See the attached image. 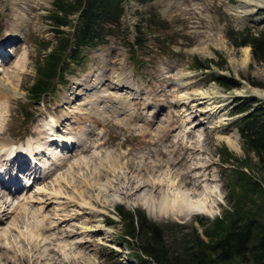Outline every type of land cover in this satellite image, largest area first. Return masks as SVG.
Masks as SVG:
<instances>
[{
	"label": "rangeland",
	"instance_id": "rangeland-1",
	"mask_svg": "<svg viewBox=\"0 0 264 264\" xmlns=\"http://www.w3.org/2000/svg\"><path fill=\"white\" fill-rule=\"evenodd\" d=\"M52 1L0 0V46L3 47L0 54L7 49L12 51L0 57V81L7 89L17 92L15 97L8 95L6 101L0 99V109L9 108L6 116L0 115L4 121L0 141L14 143V149L31 146L37 161L25 153L16 156L23 154L31 158L30 165L41 162L38 170L42 176L50 170L44 179L36 174L32 183L31 177L17 178L25 187L21 188V195H11L0 188V194H7L3 201L10 203L8 211L0 217V264H140L137 249L124 243V226L116 215V207L139 213L159 228L166 247L162 264H188L182 261L186 253L196 246L220 240L233 223L239 222L235 221L238 215L246 213L262 220L264 170L255 154L245 151L233 125L238 115L232 111L242 103L241 98L255 96L264 101V97L251 92L253 88L264 90V63H258L251 47L246 45L250 60L247 66H242L246 47H237L229 31L261 29L264 8L251 15L241 10L242 0L143 3L125 0L120 28L107 37L105 44L83 49L81 63L69 62L65 68L66 84L56 83L52 95L35 101L29 98V88L34 83L39 61H43V56L56 43L48 18ZM152 17L160 23L149 22ZM17 26L21 30L17 40L12 45L6 44L5 40ZM136 26L141 28L143 36L139 46L132 44ZM64 29L71 32L73 28L70 25ZM195 58L208 67L195 68ZM87 76L95 83L81 90L78 83ZM217 76L232 81L234 87L220 85L213 80ZM216 87L217 94L213 93ZM68 99H71L69 106L80 112H76V117L81 127L68 119V125L62 123L66 127L62 130H71L75 143L68 149L57 142V146L54 142L48 146V138L41 140V136L49 137L47 132L53 118L64 117ZM256 105L254 102L253 106ZM117 106L127 109L117 113ZM24 111H28L27 116ZM88 137L93 147L82 153L73 150V146L79 149L78 145ZM198 139L201 150L185 163L167 166L162 163L165 156L156 150L166 146L175 154L172 157L175 160L182 152L183 142L198 146ZM227 139L237 146H230ZM111 155L117 158L115 171L109 168L113 164ZM57 158L62 162L59 165ZM192 163H200L202 168L192 170L191 174H201L198 179L206 178L204 186L219 189L215 213L188 214L178 219L155 216L156 213L149 217L137 198L158 194L159 181L166 172L184 174ZM17 164V161L5 164L8 169L2 175L16 173ZM31 173L20 172V175L32 176ZM127 176L136 177L133 179L139 183L152 180L157 186H146L132 195L135 184L125 188ZM185 187L190 189L192 185ZM114 198L117 199L111 202ZM105 199L109 202H104ZM21 208H26L29 215L21 213ZM40 225L44 227L41 232ZM143 235L146 232L140 233L142 244ZM3 250L10 251L8 261L1 259ZM215 256L213 253L212 258ZM217 264L247 263L234 257L219 260ZM248 264L252 263L248 261Z\"/></svg>",
	"mask_w": 264,
	"mask_h": 264
},
{
	"label": "trees",
	"instance_id": "trees-1",
	"mask_svg": "<svg viewBox=\"0 0 264 264\" xmlns=\"http://www.w3.org/2000/svg\"><path fill=\"white\" fill-rule=\"evenodd\" d=\"M124 1H52L53 9L48 18L56 43L43 56V61H39L34 83L29 88L30 99L38 101L45 93H52L57 86L56 83H65L66 66H69V62L81 63L83 49L107 42V37L115 33V29L118 30L121 26ZM131 1L143 3L147 0ZM72 17L75 22H72ZM149 22L160 23L155 17H152ZM70 25L73 28L72 31H65L64 28ZM136 32L132 44L139 46L143 40L142 30L139 26H136ZM229 36L233 38L237 47L249 45L253 58L258 63H264V26L256 31L247 29L246 32L239 33L231 29ZM193 66L198 69L208 67L196 58ZM213 80L226 88L234 87L232 81L220 76L213 77ZM241 99L242 103L237 104L232 111V114L238 115L233 120V125L239 132L245 151L253 152L264 170V101L254 97ZM254 102L257 103L255 107L253 106ZM24 112L27 116L28 111ZM115 211L124 226L122 235L124 243L130 245L131 248H136L142 255L138 256L140 254L137 253V261L140 264H152V262L162 264L166 247L162 244L159 228L148 223L149 220L139 213L125 211L123 207H116ZM235 221L239 222L233 223L220 240L211 245L196 246L194 250L185 254L186 258L182 261H187L188 264H217L219 260L227 261L238 257L247 264L248 261L252 264H264V217L260 220L245 213L238 215V220ZM144 232H146V235H143L145 243L142 244L139 242L141 240L139 236ZM133 241H138V243H134L137 246L132 243ZM213 253L217 255L215 258H212ZM178 260L181 263V260Z\"/></svg>",
	"mask_w": 264,
	"mask_h": 264
},
{
	"label": "bare ground",
	"instance_id": "bare-ground-1",
	"mask_svg": "<svg viewBox=\"0 0 264 264\" xmlns=\"http://www.w3.org/2000/svg\"><path fill=\"white\" fill-rule=\"evenodd\" d=\"M242 1H243V4H241L240 7L242 8L241 10L245 14H251L252 15V14L255 13L256 10L261 9V8H264V0H242ZM20 33H21V30L17 26V28L14 30V32L5 40L6 44L12 45L13 42H15L17 40V37L20 35ZM1 48H3V47L0 46V50H1ZM5 53L8 55V54L12 53V51H11V49H7V51ZM243 56H244V58L242 60V66H245L249 62V60H250L249 47H246V48L243 49ZM2 58H4L3 55H2ZM21 67H20V70H21ZM15 74H14V76H15ZM88 76H87L86 79H84V80H82V81H80L78 83V86L81 87V90L88 89L89 86L94 85L95 82L91 83V81L88 80ZM97 80H99V77L97 78ZM117 80H118V78H117ZM7 82H8V79H7ZM213 89H214L213 90V93H215V94L219 93V88L216 87V88H213ZM251 92L254 93L255 95L259 96V97L260 96L261 97H264V90L263 89L253 88L251 90ZM8 95H9V97H11V95H13L12 97H15L14 95H17V92L13 88L11 90L10 89H7V86L5 84H3V82L0 81V99H3L4 98L3 100L6 101V99L8 98ZM70 101H71V99H68V100L65 101V103L67 105L65 104L66 105V108L64 107L66 109V112H65L66 114H64V117H61L60 119L53 118L52 121L50 122L49 128H48V132H47L49 134V137L48 136H41V140H43V138H46V139L48 138L47 141H50L51 142V143L48 142L49 143L48 146L52 145V142H54V143L57 142L58 144H60L61 146H63L64 149H68L70 147V145H73V143H75L74 142V138H72V136H71V134H72L71 133V130H69V129L62 130L63 128H66V127L62 126V123L65 124V125H68L67 124V120L68 119H71V122L72 123H75L77 126H80V122H79L80 119H78L76 117V112H78V111L72 109V106H69L70 103H71ZM8 109H7V107H5L4 110L3 109L2 110L0 109V115L2 114L3 117H4V115L6 116V113L5 112H7ZM124 109H127V108H124L123 106L122 107H119V110H117V113H122V112L126 111ZM78 113H80V112H78ZM95 114H98V113H96V111H95ZM88 115L91 116L90 113H88ZM129 115L132 116V114H129ZM96 120H97V118H96ZM51 123H53V126H51ZM3 125H4V121H2V118L0 116V135L3 133V130H4L2 128ZM61 126H62V128H60ZM97 138H99V137H97ZM94 139H96V138H93L92 140H94ZM199 139H200V137H199ZM199 139L197 140V144L199 143ZM97 140H99V139H97ZM97 140H96V142H97ZM227 140H228L227 142H228V144L230 146H237L236 143L233 142L231 139H227ZM57 143L54 144V145L57 146ZM101 143H106V141L101 142ZM13 144L10 143V141H7L6 142V140H1L0 141V145L2 146V149H0V169H1V174L0 175L1 176H3L2 174L8 169V166L4 167V165L5 164L11 165V163H13L14 161H17V159L24 160L26 158L25 155H23L24 153L25 154H28L30 157H32L34 160L36 159V161H37V158L34 156V154L32 152L33 148H31V146H27V148L14 149ZM92 144H94L93 141H89V137H88V140L87 141H84V142L80 143V145H78L79 149H75L76 146H73L72 148H74L73 150H75V151L76 150L77 151L79 150L78 152H81L82 153V152L87 151L91 147H93ZM154 144L156 145V143H154ZM157 147H159V146H157ZM159 148H161V149H159ZM159 148H157L156 150H159L158 151L159 154H161L162 156H165L166 159H164V161L162 159H159L158 161L160 162V160H162L163 161L162 163H165V164H167V166H170V164L176 165V164L181 163V162L185 163L187 160L191 159L192 154L194 152L201 150L202 146L200 145V143H199L198 146H195V145H192L191 142H189L188 145L185 142H183L181 144L182 152L180 154H178V156H176L177 158H175V160L172 159V157L175 154H172L171 151H169L168 149H166V146L159 147ZM36 150L38 151L37 156H40V154H41L40 153V149H38V147H37ZM18 153H23V154L16 156ZM45 154H46V152H45ZM156 154L158 155V153H156ZM12 155H14L16 157L14 159H12V160H9L12 157ZM109 159H111L113 161V164L111 163L109 168L111 169V171H115L116 170L115 163H116V159L117 158L115 159L111 155L109 157ZM177 159H178V161H177ZM58 160H60V159L57 158L56 161H58ZM60 161H58V165L60 163H62ZM176 161H177V163H176ZM193 163L187 168V170H186V172H184V174H176V173H174V174L171 173L170 174V173L166 172L165 176L159 181L160 182V185H161V188H160L161 191L157 192L158 194H149V195L144 196L143 198H139V199L137 198L138 204L140 206H142L147 211L149 217H151L154 213H156L155 216L156 215L163 216V217L171 216V217H176L177 219L179 217H185L188 214L189 215L190 214H207V215H210V216L212 215V213L214 212V204H215V201H216V199H218L217 197L219 196V194H218L219 189H218L217 186H213V187L204 186L203 184H204V181L206 180V178H203L202 180H199L198 179V177L201 174L200 175L197 174V173L195 175L191 174V171L192 170H194L196 168H202V165H200V163H197V164H193ZM39 164H41V162ZM152 165H153V163H152ZM26 166L27 165L25 164L24 167H26ZM156 166H158V165H156ZM149 167H151V166H149ZM146 170H148V169H146ZM33 171L36 172V169L35 168H26V172L27 173L32 172L31 174H34ZM49 171L50 170L47 169V171L42 176L43 179H44V177H46V176L49 175ZM137 171H138V169H137ZM140 171H141V169H140ZM17 172L15 173V172L10 171V172L7 173L8 174L7 177L5 175L3 176V178L5 180L12 179L9 182L8 181H4L3 179L0 178V185H2L3 188H5V190H7L9 192V194H10L11 187H15L17 189V191L20 190V187L25 188L20 182H19L20 185L16 184V182H18V179L17 178H19V176H20V174H17ZM125 173L126 172H124L123 175ZM134 176H135V174H134ZM133 177H128L127 176V178H126V186H125V188H126V187L131 186L132 184H135L134 185L135 191L132 192V195H134L135 192L141 191L146 186H148L149 188L150 187L157 186V184L155 182H153L152 180H150V181L146 180L145 182L143 181V182L139 183V182H137V181L134 180L136 177H134V179H133ZM122 178H124V177H122ZM38 180H41V178H39ZM201 182H202V184H201ZM188 184L192 185V188L187 189V187H185V186L188 185ZM121 186H124V185H121ZM122 189H124V188H122ZM103 193H105V192H103ZM127 193H128L127 194V196H128L129 195V192H127ZM1 194H2V196H1ZM1 194H0V200H1L0 201V204H1V206H0V217H1V214L2 213H6L8 211V207L10 206V203L3 201V198L6 197L7 194L6 193H2V192H1ZM20 195H21V193H20ZM99 195L100 194H97V197H99ZM116 199L117 198L112 199L111 202L113 200H116ZM104 202L107 203L109 201L105 199ZM21 213L26 214V213H28V211H27L26 208H21ZM30 214L32 215L33 213H30ZM28 215H29V213H28ZM4 216H6V214H4L2 217H4ZM34 216H36V213H34ZM32 218H34V217H32ZM98 226H100V224ZM39 227H40L39 228V231L41 232L42 231V228H44V227L42 225H40ZM2 241H3V238H2ZM9 252H10L9 250H3L1 259L8 261L10 259V257L8 256Z\"/></svg>",
	"mask_w": 264,
	"mask_h": 264
},
{
	"label": "water",
	"instance_id": "water-1",
	"mask_svg": "<svg viewBox=\"0 0 264 264\" xmlns=\"http://www.w3.org/2000/svg\"><path fill=\"white\" fill-rule=\"evenodd\" d=\"M259 10H261V11H262V9H259ZM261 23H264V18L261 20Z\"/></svg>",
	"mask_w": 264,
	"mask_h": 264
}]
</instances>
